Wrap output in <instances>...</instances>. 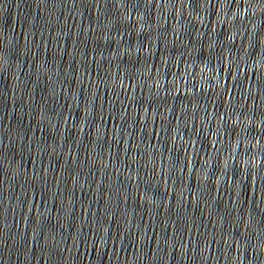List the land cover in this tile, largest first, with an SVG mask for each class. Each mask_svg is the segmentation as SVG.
Returning <instances> with one entry per match:
<instances>
[{
	"label": "water",
	"instance_id": "95a60500",
	"mask_svg": "<svg viewBox=\"0 0 264 264\" xmlns=\"http://www.w3.org/2000/svg\"><path fill=\"white\" fill-rule=\"evenodd\" d=\"M11 264H264V0H0Z\"/></svg>",
	"mask_w": 264,
	"mask_h": 264
}]
</instances>
